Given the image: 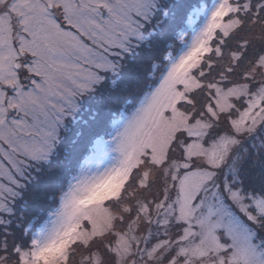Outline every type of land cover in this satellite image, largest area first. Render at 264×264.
Returning <instances> with one entry per match:
<instances>
[{
	"label": "snow or ice",
	"instance_id": "obj_1",
	"mask_svg": "<svg viewBox=\"0 0 264 264\" xmlns=\"http://www.w3.org/2000/svg\"><path fill=\"white\" fill-rule=\"evenodd\" d=\"M0 264H264V0H0Z\"/></svg>",
	"mask_w": 264,
	"mask_h": 264
}]
</instances>
